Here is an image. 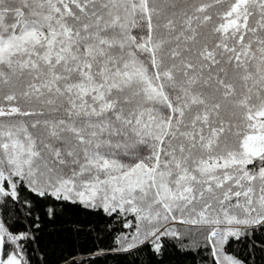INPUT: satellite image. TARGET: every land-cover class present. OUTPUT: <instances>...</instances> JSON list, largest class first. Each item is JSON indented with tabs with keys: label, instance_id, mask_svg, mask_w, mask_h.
Returning <instances> with one entry per match:
<instances>
[{
	"label": "snow or ice",
	"instance_id": "6c2138e0",
	"mask_svg": "<svg viewBox=\"0 0 264 264\" xmlns=\"http://www.w3.org/2000/svg\"><path fill=\"white\" fill-rule=\"evenodd\" d=\"M64 225L63 264H264V0H0V264Z\"/></svg>",
	"mask_w": 264,
	"mask_h": 264
},
{
	"label": "trees",
	"instance_id": "16d2710c",
	"mask_svg": "<svg viewBox=\"0 0 264 264\" xmlns=\"http://www.w3.org/2000/svg\"><path fill=\"white\" fill-rule=\"evenodd\" d=\"M71 219L85 220L82 214L71 215ZM70 225H64L63 227H50L48 232L51 236H45L44 244L48 253V258L52 264H56L57 261L63 264L61 257H69L70 253H73L77 260L85 258L87 253L82 252V246L87 242V239L82 236L74 235L68 231ZM91 244H89V247ZM100 264H122V257L118 255H109L107 258L100 257ZM168 264H189V260L182 256L180 253L173 250L171 253Z\"/></svg>",
	"mask_w": 264,
	"mask_h": 264
}]
</instances>
